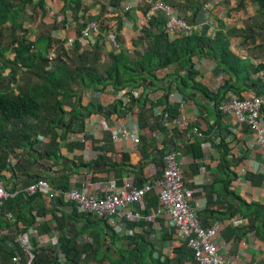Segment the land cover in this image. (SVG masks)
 I'll return each instance as SVG.
<instances>
[{
    "label": "crops",
    "instance_id": "1",
    "mask_svg": "<svg viewBox=\"0 0 264 264\" xmlns=\"http://www.w3.org/2000/svg\"><path fill=\"white\" fill-rule=\"evenodd\" d=\"M165 1L171 4L175 2ZM82 3L83 15L87 14L97 20L101 32L103 30L105 35L101 49L105 62L108 61L112 51L113 40L108 35L111 31L110 27L113 30L111 33L117 36L120 46H123V52L128 54L135 52L139 44L132 37L136 19L141 15L140 10L123 13L122 7L114 6L117 0H82ZM104 4L108 5L103 6ZM237 4V0H208L204 6L209 7L211 12L208 24L204 26L201 35L214 39L219 30L236 33L229 38L228 50L231 57L227 59L228 62L221 58L222 48L211 57H193V68L198 73L196 82L214 93L227 88L228 84L229 90L226 89L225 99L254 95L252 89L255 82L260 83L259 89L261 95H264V22L258 18L257 6L247 1L245 7L239 9ZM64 5V0H46L45 21L52 23L53 17H60ZM67 13H70V10ZM60 24L57 26L59 27ZM67 26L73 32L80 30V25L73 20ZM32 35L34 38L35 34ZM52 36L55 37L56 33L52 32ZM177 74L185 75V69L179 65L161 69L156 72L158 88L140 87L131 92L132 96L129 95L128 89L114 90L111 87L100 91V97L93 90L82 92V106L93 101L96 107L85 114V134H78L84 136V143L71 142L70 135L67 136L66 141L81 145V148L75 149L72 153L63 149L61 151L63 160L59 163L45 162L44 166L32 162V165L41 172L40 176L32 175L30 178L24 176L15 180L11 172H6L4 185L10 192L16 188L15 184H18L19 188L16 189L21 192L20 188L25 180L36 181L41 178L51 182L61 176H68L69 188H78L86 194L103 195L111 188L120 190L130 179L135 187H138L141 180L145 182L159 179L161 176L159 158L165 152L178 148L182 152L183 183L189 192V204L195 209L199 223L204 228L216 222L221 225V241L224 245L220 247L223 248L226 256L242 262L264 264V240L257 236L254 227H251L249 232L245 231L249 226V220L242 213L243 201L249 204H264V178L259 185L250 178V174L264 177V148L257 145V137L247 125H241L234 117L217 112L211 101L199 90H195L192 83L188 87L180 86ZM178 87L181 88L178 90ZM167 88L169 89L167 104L178 105L179 113L186 117L188 126L185 130L170 131V123L166 122L165 132L155 130L160 133L157 140L152 137L153 132L148 128H140L137 117L142 113V107L146 109L143 112L146 117L160 115L165 107L158 102L163 98ZM114 105L117 106L116 111L109 112ZM120 125L139 137L137 146L130 141L120 144L111 142V132ZM197 130L203 131L204 136H196ZM100 140L105 143L104 148L99 147ZM221 142H225L228 147L230 163V167L224 170L220 168L222 150L218 149V146ZM196 143L202 149L201 156H195L193 152L187 151L189 145ZM142 151L147 156L145 160L142 159ZM99 156L104 161L96 167L91 163ZM123 156L129 158V163L121 164ZM23 158H26L25 155ZM79 163L90 166L88 169L77 170ZM120 166L123 167L122 171ZM59 192L61 191L56 190L53 198L43 197L44 202L41 204L44 203L49 212L46 217L38 220V226L48 223L51 228L55 227V223L51 224L53 213L50 212L54 211L61 218L63 216L67 218L68 232L75 235L83 228L85 221L78 212L74 213L75 211L65 200L63 203L57 201V198L61 197ZM151 197L155 198L157 195L152 193L144 201L143 206H133L134 210L141 215H148L158 205L146 209L152 204L149 201ZM37 205L38 203L35 206L36 210L39 208ZM140 224H124V234L119 237H148L154 242L155 250L164 255H170V252L185 243L168 218L158 219L150 229L144 228L147 223ZM23 229L20 225V230ZM103 230L107 232L105 227ZM236 231H242L240 236H232ZM36 232L35 229H28L24 234L33 240ZM56 235L57 233L53 231L42 237L51 238ZM164 238L169 239L163 240ZM80 239L83 243L88 241L86 236ZM106 245H109L107 239L104 247H107ZM120 245L119 243L115 247L109 245L114 256ZM47 246L53 245L50 243Z\"/></svg>",
    "mask_w": 264,
    "mask_h": 264
},
{
    "label": "trees",
    "instance_id": "2",
    "mask_svg": "<svg viewBox=\"0 0 264 264\" xmlns=\"http://www.w3.org/2000/svg\"><path fill=\"white\" fill-rule=\"evenodd\" d=\"M174 1L172 4L181 12L191 13L189 22L195 20L208 2V0ZM237 1L239 9L245 7L247 1L257 6L258 18L264 22V0ZM64 3L61 9L64 20L61 26L66 25L68 21V10L73 21L77 23L84 10L82 0H64ZM45 7L46 0H0V182L6 181L4 176L6 172H11L15 180L24 176L29 178L32 175L40 176L41 172L32 165V162L41 165L46 164L45 162L59 163L63 160L61 154L63 149L72 153L75 149L81 148V145L66 141L68 135L85 134V114L96 107L93 101L82 106V92L86 90L99 93L108 87L114 90L128 89L129 95L132 96L131 92L143 87V82L151 81L152 89L158 88L156 72L172 65H179L185 69V75L177 74L180 86L188 87L192 83L194 86L192 87L203 93L214 107L226 100L228 84L227 88L214 93L196 82L198 73L193 68V57H211L222 48L221 58L228 62L231 53L226 48L229 46V38L236 35L235 32L225 33L219 30L214 39L196 32L171 41L163 31L157 29L162 21L155 19L138 39V44L142 45V40L147 44L142 51H135L133 54L123 51L111 52L108 61L101 62L102 44H99V40L88 50L82 49L78 43H75L70 51L57 45L52 32L59 28L56 24L58 21L56 16L52 18V23L45 21L47 17ZM32 34H35L34 38ZM5 38L7 39L3 45ZM55 45L58 46L55 59L49 63L47 55ZM32 48L35 51L31 50ZM232 66L235 65L232 63ZM259 84V82L253 84L252 90L255 95L262 94ZM180 88L178 87V90ZM168 93L167 88L163 98L158 102L165 107L160 115L146 117L143 113L146 109L142 107V113L137 117L140 128L165 132L164 120L171 123L180 115L178 105L167 104ZM70 121L73 123L66 129ZM218 149L222 150L220 168L223 170L229 168L228 147L225 142H221ZM187 151L193 152L195 156L203 154L198 143L189 145ZM24 155L26 158H23ZM146 158L145 152L142 151V159ZM102 161L104 159L99 156L91 164L99 167ZM127 162L129 163V158L123 156L121 164L125 165ZM159 162L162 167V158H159ZM89 166L79 163L77 170L88 169ZM119 168L123 170L122 166ZM250 178L259 185L264 177L250 174ZM36 182L37 180L23 181L21 192L15 198L9 199L0 211V264H13L12 258L17 253L22 255L18 245L10 243L15 242L17 234L25 233L28 229L37 231L32 241L37 250L34 264H197L186 243L174 249L170 255H164L155 250L154 242L148 237H118L110 228L104 226L103 221L91 214H80L85 224L75 235L68 232L67 218L64 216L61 218L54 211H50L53 213L51 224L55 223L56 226L51 228L46 223L39 227L38 220L46 217L49 212L46 205L41 204L45 196L39 192L29 197L23 192ZM49 184L54 190L63 193L71 189L68 176L56 178ZM140 184L138 188H141L144 182L141 180ZM15 185L19 188L18 184ZM16 188L10 192H17L19 189ZM63 200L62 195L57 198L60 203H63ZM149 201L152 204L146 209L156 207L157 197H151ZM36 203L38 211L35 208ZM67 204L77 214L75 207ZM242 209L243 216L249 220V226L245 231L249 232V229L254 227L257 236L264 240V204H249L243 201ZM9 214L12 215V219L8 218ZM19 225L24 229L20 231ZM103 227L107 229L106 233ZM148 227L152 228L153 224L144 226L146 229ZM53 231L59 235L60 248L38 247L37 237L49 235ZM240 232L242 231L233 232L232 236H240ZM83 236L88 237L91 242L81 243L79 239ZM106 239L109 240L110 246L121 244L115 256L109 245L104 247ZM60 254L64 255V261H60ZM21 263L25 264L23 256Z\"/></svg>",
    "mask_w": 264,
    "mask_h": 264
},
{
    "label": "built area",
    "instance_id": "3",
    "mask_svg": "<svg viewBox=\"0 0 264 264\" xmlns=\"http://www.w3.org/2000/svg\"><path fill=\"white\" fill-rule=\"evenodd\" d=\"M104 4L103 6H107ZM114 6L122 7V12L130 10H140L141 15L135 23V30L132 39H140L142 33L149 24L155 19L162 21L158 30L163 31L171 41L189 36L193 33L202 32L205 25L208 24L210 16L209 7H204L193 22L188 18L191 13L186 15L176 8L173 4L165 0H117ZM46 8V7H45ZM66 25L54 30L56 36L53 37L66 51H70L75 43H78L82 49H86L99 40L102 44L104 34L100 30V24L87 14H82L76 24L80 25L79 32H73L67 25L72 19L71 13L67 15ZM58 24L64 20L61 15L56 18ZM110 30L113 32L112 28ZM111 31L108 32L112 44V53H119L123 50L117 36ZM104 35V36H103ZM142 45H138L135 51H142L146 47V42L142 40ZM55 45L47 55V59L52 63L55 59V51L58 46ZM132 50L133 47L130 46ZM130 47L128 49H130ZM35 51V49H31ZM102 61L105 57H101ZM101 92L97 93L100 97ZM217 112L227 116L234 117L241 125H247L257 137V145L264 148V95H252L250 97H231L215 106ZM165 118H163L164 120ZM167 121L164 120V123ZM168 124V123H167ZM188 121L184 115H179L170 123V131L185 130ZM152 137L159 140L160 131H152ZM196 136L203 137V131H195ZM71 142L84 143V137L79 135H70ZM111 142L120 144L130 141L133 145L139 144V137L130 130L120 125L111 132ZM104 142L99 141V147H103ZM16 163V162H15ZM182 152L176 148L165 152L162 155L161 176L157 180H147L141 188L133 185L130 179L123 184L120 190L110 189L103 195L86 194L78 188H71L69 191L60 195L64 196L67 203L72 204L79 214H91L98 220L104 221L106 225L121 236L124 234L126 223L140 224L142 222L156 223L158 219L168 218L178 236L186 243L187 247L193 253V259L197 264H252L242 262L236 258L226 256L221 241L222 227L219 223H213L210 227L204 228L198 221L196 211L189 204V192L185 188L182 175ZM29 197H33L42 192L45 197L53 198L56 190L48 181L39 179L36 183L23 191ZM155 193L158 199V205L152 209L148 215H141L134 210L133 206L144 205V199L148 194ZM19 192H9L0 182V211L9 199L15 198ZM12 219V215H8ZM20 226V225H19ZM20 229V228H19ZM21 231V230H20ZM34 237V236H33ZM58 235L55 237L37 238L38 247H46L52 243L57 249L60 248ZM30 236L24 233L17 234L16 240L11 245L17 244L20 252L12 258L13 264H22V256L25 264H34L36 246ZM224 252V253H223ZM64 255L60 254V261H64Z\"/></svg>",
    "mask_w": 264,
    "mask_h": 264
},
{
    "label": "water",
    "instance_id": "4",
    "mask_svg": "<svg viewBox=\"0 0 264 264\" xmlns=\"http://www.w3.org/2000/svg\"><path fill=\"white\" fill-rule=\"evenodd\" d=\"M143 87H149V88H152V82L149 81L147 84H146V82H143ZM132 104H134V102H132ZM116 108H117V106L114 105L113 108L109 110V112H111V111L115 112V111H116ZM101 112H102V111H101ZM71 124H72V121L69 122V125L67 126L66 129H68V128L71 126ZM70 172H71V171H70ZM70 172H68V173H70ZM36 179H37V178H36ZM37 180H39V178H38Z\"/></svg>",
    "mask_w": 264,
    "mask_h": 264
},
{
    "label": "clouds",
    "instance_id": "5",
    "mask_svg": "<svg viewBox=\"0 0 264 264\" xmlns=\"http://www.w3.org/2000/svg\"><path fill=\"white\" fill-rule=\"evenodd\" d=\"M96 43V42H95ZM93 46V45H92ZM92 46H90V47H88V48H86V49H84V50H88V49H90ZM101 57H102V53H101ZM49 62V61H48ZM101 62H105V61H101ZM50 63V62H49ZM77 135V134H76ZM84 137V136H83ZM170 151V150H169ZM162 158V157H161ZM160 172H161V170H160ZM145 183V182H144ZM142 187V186H141ZM138 188V187H137ZM152 194V193H151ZM148 195H150V194H148ZM147 195V196H148ZM146 196V197H147ZM146 197H145V199H146ZM145 199H144V201H145ZM157 201H158V199H157ZM158 204V203H157ZM135 206H137V205H135ZM104 222V221H103ZM105 223V222H104ZM143 223H145V222H143ZM132 224V223H131ZM147 224H152V223H147ZM105 225H106V223H105ZM108 228H110L108 225H106ZM111 230H112V228H111ZM114 232V231H113ZM115 233V232H114ZM115 235H117L116 233H115ZM118 237H119V235H117ZM80 240V242H81V239H79ZM87 242H91V240L88 238V241ZM81 243H83V242H81ZM86 243V242H85Z\"/></svg>",
    "mask_w": 264,
    "mask_h": 264
},
{
    "label": "rangeland",
    "instance_id": "6",
    "mask_svg": "<svg viewBox=\"0 0 264 264\" xmlns=\"http://www.w3.org/2000/svg\"><path fill=\"white\" fill-rule=\"evenodd\" d=\"M186 15V14H185ZM7 38H8V36H7ZM7 38H5V41L3 42V45H5V42H6V39ZM9 41L7 40V43H8ZM226 50L229 52V50H228V48H226Z\"/></svg>",
    "mask_w": 264,
    "mask_h": 264
}]
</instances>
